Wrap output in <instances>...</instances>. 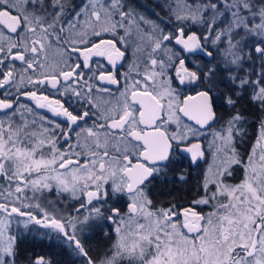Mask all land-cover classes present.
<instances>
[{
  "label": "snow or ice",
  "instance_id": "obj_1",
  "mask_svg": "<svg viewBox=\"0 0 264 264\" xmlns=\"http://www.w3.org/2000/svg\"><path fill=\"white\" fill-rule=\"evenodd\" d=\"M22 258L264 264V0H0V264Z\"/></svg>",
  "mask_w": 264,
  "mask_h": 264
},
{
  "label": "trees",
  "instance_id": "obj_2",
  "mask_svg": "<svg viewBox=\"0 0 264 264\" xmlns=\"http://www.w3.org/2000/svg\"><path fill=\"white\" fill-rule=\"evenodd\" d=\"M93 246L95 247L96 246V241H94V244H93ZM27 247V251L26 252H24V254H23V256H28V255H31L32 253H33V248L29 245V246H26ZM34 251L35 252H40L41 251V248L40 247H36L35 249H34ZM21 264H24V260H23V258H22V260H21Z\"/></svg>",
  "mask_w": 264,
  "mask_h": 264
},
{
  "label": "flooded vegetation",
  "instance_id": "obj_3",
  "mask_svg": "<svg viewBox=\"0 0 264 264\" xmlns=\"http://www.w3.org/2000/svg\"><path fill=\"white\" fill-rule=\"evenodd\" d=\"M92 244H94V241L92 242Z\"/></svg>",
  "mask_w": 264,
  "mask_h": 264
}]
</instances>
